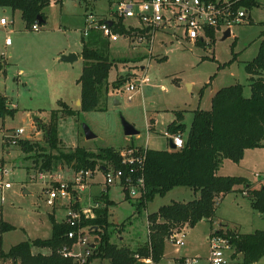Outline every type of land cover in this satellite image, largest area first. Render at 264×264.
<instances>
[{"label": "rangeland", "instance_id": "obj_1", "mask_svg": "<svg viewBox=\"0 0 264 264\" xmlns=\"http://www.w3.org/2000/svg\"><path fill=\"white\" fill-rule=\"evenodd\" d=\"M257 1L258 5L251 8L244 6L247 8L246 20L234 25L231 36L225 39H221L222 34H217L198 44L180 37V27H170L156 34L152 52H149L147 46L133 47L123 38L118 41L106 38L110 60L115 64L110 71L109 88L103 89L99 109L93 111H83L78 105L81 97L78 78L84 66L82 36L87 26L86 12H92L97 20L108 17L113 9L110 0H53L45 8L47 22L39 25L38 30L26 28L19 10L14 12L9 7H0V19L8 21L6 26L0 25V63L4 65L0 72V92L6 94L18 109L13 117L6 118L0 129V226L2 222L15 226L0 231V251L7 252L21 241L50 237V213L58 220H66L71 209L85 212V218L93 217L94 207L104 205L99 198L103 189H110L108 195L115 201L109 207V219L113 223L111 240L131 248L148 240L149 213L173 201L196 198L198 194L195 195L191 188L177 186L165 195H156L146 208L138 211V199H125L122 187L106 185L105 173L96 169L84 190L74 191L70 200L56 199L53 205H49L48 190L59 180H74L75 170L59 161L51 170H41L42 158L38 157L37 151L24 152L18 144L5 143L4 137L23 128L25 131L20 137L39 142L40 152L54 154L72 152L77 146L90 150L114 147L127 151L147 145L168 149L167 126L175 118L176 111L184 112L187 133L193 111L198 107L210 109L212 97L220 88L242 83L244 94L250 96L252 75L246 71L245 65L256 56L264 39V0ZM124 22L135 23V19L125 18ZM7 39L13 44L6 45ZM65 49L78 51L80 58L74 62L62 60L65 54L61 51ZM234 57L236 59L231 61ZM144 73L150 82L141 89L127 90L128 85L137 82ZM118 78L124 81L114 89L113 84ZM60 100L67 102L76 113L71 115L61 111L58 114L60 142L57 149L51 150L44 140L41 126L49 122L53 109L61 108ZM122 118L133 123L140 133L126 135ZM84 124L89 126L94 137H86ZM218 174L244 176L251 187L264 185V147L248 149L240 162L224 159ZM7 182L9 187L5 186ZM91 182L96 184L92 186ZM224 197L220 199L212 221L201 220L177 234L184 240V245L168 238L161 264H180L182 256L189 258L190 264H209L207 237L212 228L223 231L239 228L243 233L264 229V213L252 207L248 195L234 191ZM77 203L79 209L75 208ZM83 227L89 243L73 244L70 250L74 253L81 250L85 253L88 247L98 243L96 235L88 227ZM39 250L49 252L48 248H34V251ZM232 254L233 250L228 251L227 264H244L242 254L235 257ZM139 262L144 264L142 258ZM0 264L12 263L0 259ZM89 264L110 262L94 258ZM250 264H264V257Z\"/></svg>", "mask_w": 264, "mask_h": 264}, {"label": "trees", "instance_id": "obj_2", "mask_svg": "<svg viewBox=\"0 0 264 264\" xmlns=\"http://www.w3.org/2000/svg\"><path fill=\"white\" fill-rule=\"evenodd\" d=\"M53 0H0V7L19 10L27 29L32 25L46 24L45 8ZM251 8L258 5L257 0H238L236 6ZM41 19V22L38 21ZM101 19L100 22H104ZM116 31L125 32L126 27L120 20ZM214 37V33L210 32ZM202 41H198L200 44ZM203 43V42H202ZM81 55L84 59L82 73L78 78L81 85L80 109L93 111L99 109L100 95L103 89L109 88L110 71L115 62L109 57V41L100 30L92 29L88 36H82ZM236 59L234 57L231 61ZM230 61V62H231ZM4 65L0 63V72ZM251 74V94H244V84L236 83L220 88L212 97L210 109L198 107L193 111L189 131L186 133L184 112L176 111L175 118L168 124L170 134H180L183 146L176 149L147 148L144 179L145 193L137 198V210L146 208L147 203L156 195H165L177 186L191 188L198 196L189 201H173L162 205L155 212L149 213V238L135 248L120 246L111 238L110 209L113 200L107 192L102 191L99 198L103 206L94 207V216L83 218L82 225L96 235L98 243L93 246L91 255L84 263L74 256H65L64 247H70L76 239L68 238L71 226L66 220L58 221L50 214L52 234L48 238H34L13 245L7 252L1 249L0 259L10 260L12 264H89L94 258L108 259L110 264H141L139 258L151 256L155 262H160L165 254V244L175 231L185 230L195 226L201 220L212 221L220 199L226 194L238 191L247 192L254 209L264 213V185L251 187L250 181L239 175H222L218 170L224 159L240 162L246 150L264 147V39L261 41L258 53L245 65ZM118 78L113 84L114 89L123 83ZM120 87V86H119ZM109 91L107 90V93ZM61 108L51 111L49 122L42 123L44 140L51 150L59 147L58 114L63 111L74 115L76 110L67 102L60 100ZM18 111L11 105L6 94L0 92V129L5 125L7 117H13ZM15 132V131H14ZM13 132V133H14ZM15 138V139H14ZM15 140L24 152L37 151L42 158L37 165L41 170H51L59 161L71 166L75 172L81 170L103 172L112 165L114 168L123 167L120 148L102 147L90 150L77 146L72 152L45 153L40 143L24 137H4L5 143ZM38 159V158H37ZM125 199L132 197L124 191ZM79 209V204H75ZM15 226L2 222L0 231L14 229ZM228 238L234 251L232 256L242 254L244 264H250L264 257V229H256L251 233H242L239 228H228L225 231L212 228ZM34 248H48L49 252L34 251ZM181 258V264H185Z\"/></svg>", "mask_w": 264, "mask_h": 264}, {"label": "built area", "instance_id": "obj_3", "mask_svg": "<svg viewBox=\"0 0 264 264\" xmlns=\"http://www.w3.org/2000/svg\"><path fill=\"white\" fill-rule=\"evenodd\" d=\"M238 0H110L112 11L108 17L95 19L92 12H87V26L84 30V36H88L92 29L100 30L103 35L110 41H118L125 39L129 45L133 47L147 46L149 52H152L156 34L159 31L166 30L170 27H180L182 29L180 37L197 43L198 41L206 42V39L211 40L217 34H224L225 30L232 28L234 25L243 23L247 18V8L244 6H236ZM90 13V14H89ZM125 18H134L135 23L126 24ZM120 20L126 27L125 32L116 31V26ZM8 21L5 18L0 19V25L6 26ZM39 24L32 25V30H38ZM210 32L214 33V37ZM175 36L179 37L177 33ZM11 40L7 39L6 44H10ZM145 68V67H143ZM150 82L147 73H144L128 85L127 90L133 91L141 89L144 84ZM131 97V96H130ZM23 128L17 129L11 137H20L24 133ZM168 141L172 139L176 148L183 146V138L180 134L166 133ZM15 139V138H14ZM10 143H15V140H10ZM147 146L138 148H130L127 151H121L123 167L114 168L109 166L105 171V184L120 185L123 191L129 193L132 198H139L145 193L144 168L146 159ZM170 148V147H169ZM91 170H81L75 172L74 180L64 181L59 180L55 187H52L47 192V203L53 205L56 199H72L73 192L84 190L88 179L93 176ZM257 176L259 174L257 173ZM6 187L10 183L5 184ZM78 200V196L75 197ZM85 212L81 210H69L67 223L71 226L67 236L71 239H76L75 244L86 245L89 243L88 236L84 234L82 220ZM181 231H175L170 235L171 242L178 245H184V240L178 238L177 234ZM210 250L208 256L209 264H227L228 251L233 249L228 238L211 232L208 236ZM89 246V245H88ZM93 247V246H92ZM74 253L68 247H64L63 253L65 256H74L80 262L84 263L91 255V248ZM185 264H190L189 258H186ZM195 259H193L194 262ZM144 264H159L149 256L142 258ZM181 264V263H180Z\"/></svg>", "mask_w": 264, "mask_h": 264}, {"label": "water", "instance_id": "obj_4", "mask_svg": "<svg viewBox=\"0 0 264 264\" xmlns=\"http://www.w3.org/2000/svg\"><path fill=\"white\" fill-rule=\"evenodd\" d=\"M38 21L41 22V19H38ZM229 36H231L230 28L225 30L221 39H225ZM77 59H78V56L74 52H71V53H68V54H65L62 56V60L67 61V62H72V61L77 60ZM80 104H81V101L79 100L78 105L80 106ZM122 123H123L124 132L126 135H135V134L140 133L139 129H137L133 123L129 122L125 118H122ZM84 130H85V134H86L87 138H92L95 136V134L91 131L89 126H87L86 124H84ZM169 147H170V149H176V146L172 142V139H170Z\"/></svg>", "mask_w": 264, "mask_h": 264}, {"label": "crops", "instance_id": "obj_5", "mask_svg": "<svg viewBox=\"0 0 264 264\" xmlns=\"http://www.w3.org/2000/svg\"><path fill=\"white\" fill-rule=\"evenodd\" d=\"M16 11H18V10H16ZM14 12H15V11H14ZM87 12H89V11H87ZM87 12H86V13H87ZM5 43H6V42H5ZM12 44H13V42L10 43V44H6V45H12ZM66 50H68V49L62 50L61 52H63L64 54H68V53H65V52H70V53H71V52H74V53L77 54L78 59L80 58V54L78 53V51H75V50H71V51L69 50V51H66ZM78 59H77V60H78ZM74 61H75V60H74ZM74 61H72V62H74ZM66 62H67V61H66ZM20 72H22V70H21ZM11 105L14 106L12 103H11ZM14 107H15V106H14ZM147 147H148V148H152V147H150L149 145H147ZM260 148H262V147H260ZM154 149H157V148H154ZM246 151H247V150H246ZM95 173H96V172H94V175H95ZM258 174H259V173H258ZM255 175L257 176V173H256ZM262 181H264V179H262ZM93 184H96V182H91V183H90V185L94 186ZM109 190H110V189H108V190H107V189H103V191H106L108 194H109ZM231 193H232V192H231ZM99 194H100V193H99ZM194 194L197 195V193H195V192H194ZM242 194H243V195H247V192L245 191V192L242 193ZM226 195H227V194H226ZM226 195H225V196H226ZM109 198H110V197H109ZM223 198H225V197H223ZM110 199H111V198H110ZM111 200H113V199H111ZM113 201H114V200H113ZM79 202H80V198H79ZM114 202H115V201H114ZM81 207L83 208L84 206L81 205ZM50 214H53V213H50ZM57 220H58V219H57ZM58 221H61V220H58ZM242 233H243V232H242ZM208 236H209V235H208ZM207 238H208V237H207ZM182 257H185V256H182ZM262 258H263V257H262ZM163 259H164V257H163ZM258 261H259V260H258ZM160 262H161V261H160ZM160 262H158V263L161 264Z\"/></svg>", "mask_w": 264, "mask_h": 264}]
</instances>
